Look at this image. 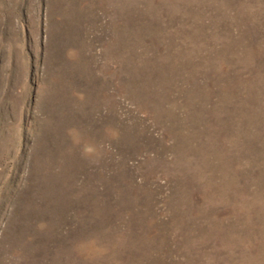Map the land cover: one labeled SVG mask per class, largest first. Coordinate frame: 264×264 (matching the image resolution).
Returning a JSON list of instances; mask_svg holds the SVG:
<instances>
[{"label": "rangeland", "instance_id": "rangeland-1", "mask_svg": "<svg viewBox=\"0 0 264 264\" xmlns=\"http://www.w3.org/2000/svg\"><path fill=\"white\" fill-rule=\"evenodd\" d=\"M0 264H264V0H0Z\"/></svg>", "mask_w": 264, "mask_h": 264}]
</instances>
